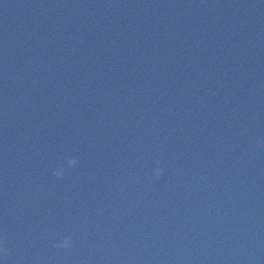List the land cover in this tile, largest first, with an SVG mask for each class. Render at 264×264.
I'll return each mask as SVG.
<instances>
[{
    "label": "water",
    "instance_id": "obj_1",
    "mask_svg": "<svg viewBox=\"0 0 264 264\" xmlns=\"http://www.w3.org/2000/svg\"><path fill=\"white\" fill-rule=\"evenodd\" d=\"M261 138L264 0H0V264H264Z\"/></svg>",
    "mask_w": 264,
    "mask_h": 264
},
{
    "label": "clouds",
    "instance_id": "obj_2",
    "mask_svg": "<svg viewBox=\"0 0 264 264\" xmlns=\"http://www.w3.org/2000/svg\"><path fill=\"white\" fill-rule=\"evenodd\" d=\"M258 147H264V138H261L258 142ZM79 163V158L75 156H69L66 158L65 163L58 165L54 171L53 175L57 179H64L67 176V170L76 167ZM164 174V164L161 160H156L150 173L147 174L149 180L159 179ZM139 179V178H138ZM51 236L52 233L47 234ZM75 240L72 235H65L62 239L55 241L54 247L62 248L64 250H70L74 246ZM9 253V249L6 247V243L0 240V256L6 257Z\"/></svg>",
    "mask_w": 264,
    "mask_h": 264
}]
</instances>
